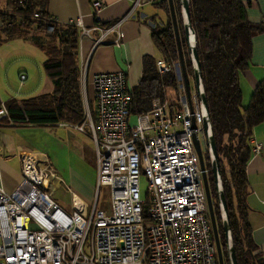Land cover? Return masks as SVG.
I'll use <instances>...</instances> for the list:
<instances>
[{"label": "built area", "instance_id": "obj_1", "mask_svg": "<svg viewBox=\"0 0 264 264\" xmlns=\"http://www.w3.org/2000/svg\"><path fill=\"white\" fill-rule=\"evenodd\" d=\"M161 0H135L138 7ZM25 5L27 0H20ZM95 17L104 7L93 0ZM5 14L14 15L12 8ZM35 12L32 19L39 18ZM21 20V19H20ZM19 20V21H20ZM1 22V21H0ZM47 30L53 32L58 20L48 15ZM2 24V22H1ZM79 28L80 37L94 45L119 43L120 36L108 39L116 26L104 28L97 21L86 27L81 19L69 23ZM119 24H117L118 26ZM184 26V21H183ZM194 37V36H193ZM195 80L198 66L194 57L197 41L188 43ZM163 75L177 78L174 95L155 100L145 112L132 113V89L124 71L94 74L92 83L97 115L88 107L74 127L87 132L97 153V192L110 188L109 212L71 194L72 209L53 197L52 169L42 167L31 154H22V179L11 193L0 186V264H219L217 246L209 214L207 194L193 134L212 152L214 136L211 117L199 86H190V100L180 60L162 57L156 62ZM27 79L20 74L21 84ZM190 84V82H189ZM135 115L136 122L130 119ZM195 123V128L193 127ZM26 124L12 119L4 102L0 103V125ZM86 129V130H85ZM256 141L252 152H259ZM203 150V149H202ZM148 181L142 197L140 178ZM48 181V186L44 187ZM217 194L223 222L221 195L223 183L218 175ZM234 244L230 235L228 253L232 264Z\"/></svg>", "mask_w": 264, "mask_h": 264}, {"label": "trees", "instance_id": "obj_2", "mask_svg": "<svg viewBox=\"0 0 264 264\" xmlns=\"http://www.w3.org/2000/svg\"><path fill=\"white\" fill-rule=\"evenodd\" d=\"M49 0H7L14 15L0 12V44L23 38L38 46L47 56L44 69L54 83L50 94L19 101L12 98L5 105L13 120L26 124H54L59 121L81 122L85 108L80 89L78 65L79 30L71 24H56L47 42L37 35L28 36L30 24L37 22L38 30L48 25ZM191 25L196 34L197 53L200 60L205 95L213 126L224 196L227 202L229 225L237 264H264L252 239L248 223L249 206L246 202V165L252 155L250 138L253 129L264 121V80L258 84L247 107L243 106L240 73L250 64L253 38L264 32V23H253L248 16V5L240 0H189ZM160 5L168 14L163 28H156L154 42L169 61H178L179 50L171 16L169 0ZM180 33L184 29L181 10L174 0ZM180 9V7H179ZM39 12L37 19H32ZM17 16L22 19L19 21ZM187 74L192 72V62L185 40H182ZM157 60L152 56L143 59V74L132 90L131 112L150 110L155 100L164 101L167 91L177 87L173 72L161 75ZM1 103V101H0ZM229 165V174L225 164ZM212 197L216 198L215 213L225 264H231L227 237L218 200L215 179L210 183Z\"/></svg>", "mask_w": 264, "mask_h": 264}, {"label": "crops", "instance_id": "obj_3", "mask_svg": "<svg viewBox=\"0 0 264 264\" xmlns=\"http://www.w3.org/2000/svg\"><path fill=\"white\" fill-rule=\"evenodd\" d=\"M92 1L49 0L47 12L63 25L81 19L86 27H93L97 21L104 28L116 26V29L109 32L108 39L119 35L120 42L117 44L101 43L95 46L91 38L79 36L80 81L94 99L92 83L94 74L124 71L133 90L141 80L144 57L152 56L156 60L162 58V53L154 42L153 33L156 26L160 27L157 24L167 22V12L160 4L149 3L131 13L135 0H101L104 7L99 12V18H96ZM240 1L248 5L251 22L264 23V0ZM160 10L163 11L161 17ZM8 42H21L20 47L25 51L19 55L22 59L25 58V54L28 56L27 52L37 55L35 49L23 38ZM9 46L1 48L0 67L3 65L6 67L7 62L13 57L12 54L14 56L19 54L15 52L13 45ZM44 56L43 66L47 59L45 53ZM26 69L30 73V70ZM22 73L25 72L22 71L20 74ZM25 74L27 81L29 75ZM10 80L11 78L9 82ZM263 80L264 32L254 36L250 64L240 73L244 107L249 105L256 87ZM26 81L20 83L23 86L18 90L17 88L12 90L3 82L0 75V101L5 103L12 98L21 101L50 94L54 90V83L49 76L44 75L35 88L29 89L28 92L24 90ZM74 124L63 120L54 124L0 125V186L9 193L15 190L22 179V154H31L42 167H48L55 173L56 177L51 178L53 197L59 188L65 190L70 197L66 207L72 209L71 194L74 193L89 204H94L97 200L98 207L109 212L110 201L101 203L102 188L97 192V153L94 141L86 131L76 129ZM256 141L262 143V149L256 153L252 152L246 165L248 186L246 202L249 206L248 223L252 229V239L264 261V121L253 129L251 145L253 146Z\"/></svg>", "mask_w": 264, "mask_h": 264}, {"label": "rangeland", "instance_id": "obj_4", "mask_svg": "<svg viewBox=\"0 0 264 264\" xmlns=\"http://www.w3.org/2000/svg\"><path fill=\"white\" fill-rule=\"evenodd\" d=\"M156 4H159V2ZM0 7L2 8L1 9L2 11L6 10L7 8H11L8 5L7 0H0ZM179 7H180V9H179ZM176 8H177V12H178V10L180 11L182 9L181 3L179 6L176 5ZM162 12L163 11L160 10L159 17L163 16ZM17 19L20 20L22 18L17 16ZM167 21H168V14H167ZM165 24L162 23V24H157V25L160 26L159 28H163L165 26ZM1 26H2V24L0 22V27ZM156 28H158V27L156 26ZM181 30H183L181 32V38H182V40H185V42H186L185 30L184 29H181ZM37 34L41 37L43 42H47L50 35L52 34V32H49L47 29L45 31H39L37 22H33L30 24L28 36L37 35ZM26 41H27L26 43L28 45L30 44V46H32L35 49V52L37 53V55H35V53L31 54L30 52H27L28 56H26V54H25V58L22 59L19 57V55L21 54V52L25 53V51L20 47L19 43H21V42H8V43L4 42V43L0 44V51H1V48L3 46L7 47L9 45H13V47H15V49H16L15 52L19 53L15 56H14V54H12L13 57H11L10 60L7 62L6 67H5V65H3V67L2 66L0 67V75L3 78V82H6V84L9 85V89L13 90L14 88H17V90H18L19 88H21V86H23L20 84L21 83L20 73L22 71H24L25 73H27L29 75V79L26 81L27 85H26V87H24V88H26L24 90L26 92H28L29 89L35 88V86L39 83V81L42 79V77L44 75L46 77H48V75H47V73L44 69V66H43V60H44L43 58L45 57L44 53L39 49L38 46L34 45L32 41H30V40H26ZM11 50H12V48H11ZM13 53H14V51H13ZM26 68H28L30 70V73ZM188 75L191 76L192 72H190V74H188ZM9 78H11L10 82H9ZM189 82H190L191 88L192 89L195 88V80L193 77L189 78ZM80 89H81V93L83 95V101L85 103L84 108L88 107L91 111L92 116L94 118H96L97 110H96L95 100L93 98H91L89 90L86 89L85 86H82L81 81H80ZM173 95H174V89H170L167 91V97H169L171 99L173 97ZM130 121L132 124H134L136 122L135 115H132ZM200 139H201V146H202L204 157H205L206 167L208 170L207 175H208V180H209V184H210L212 178H214L213 162H215V160H214V156H213L212 152H210V150L207 148V146H205V141H204L203 135L201 133H200ZM218 165H219V159H218ZM225 167H226L227 173L229 174V165L227 163L225 164ZM218 175H220L221 180H222V175L220 172V165H219ZM222 183H223V181H222ZM140 186H141L142 197L145 198L146 193H147L148 181H147V178L144 174H142V176L140 178ZM54 198L64 208L69 209V207H66V202L70 201V197L65 192V190H63L62 188H59L57 190ZM100 200H101V203H107L110 201V188L109 187H106V186L102 187L101 194H100ZM215 201H217V199L213 198L214 206H215Z\"/></svg>", "mask_w": 264, "mask_h": 264}, {"label": "water", "instance_id": "obj_5", "mask_svg": "<svg viewBox=\"0 0 264 264\" xmlns=\"http://www.w3.org/2000/svg\"><path fill=\"white\" fill-rule=\"evenodd\" d=\"M189 2H190L189 0H180L181 7H182L181 16H182V19L184 21L185 38H186L188 43L190 42V31L196 40V34H195V31L191 25V20H190ZM169 5H170V10H171V16H172V21H173V25H174L176 40H177V44H178L180 65H181L185 84H186L187 91H188V99L190 100V84H189L188 75H187V71H186L185 58H184L182 43H181V33L179 30V26H178V18H177V14H176L174 0H169ZM194 57H195V60H196L197 66H198V71L195 73V81H196V85L199 86V83H200L199 82V76H202V74L200 71V60H199L196 48L194 49ZM202 97H203L205 106L207 108L208 115L210 116L206 95H203ZM193 127L195 128L194 122H193ZM193 139H194L195 147L197 149L199 159H200V165H201V169H202V175H203V180H204L206 194H207V201H208L209 214H210V219H211V224H212V229H213V235H214L215 243L217 246L218 262H219V264H225L223 250H222V244H221V238H220V231L218 228V223H217V218H216V213H215V207H214L211 188H210V184H209V180H208V175H207L208 170H207L206 163H205L204 153L202 150L200 140L197 137L196 133L193 134ZM210 143L212 146V154H213L214 160H215V162H213V174H214L215 182L217 183L218 172H219L218 152H217L216 143H215V140L213 139V137L210 139ZM47 186H48V181H46L44 184V187H47ZM221 201H222L223 213H224V217H225V221L223 222L224 223V230H225V234L227 237V243H228L230 235L232 238V233H231V229H230V225H229V217H228V212H227V202H226L224 194L221 195ZM232 241H233V239H232ZM232 264H237V260H236L234 251H232Z\"/></svg>", "mask_w": 264, "mask_h": 264}, {"label": "bare ground", "instance_id": "obj_6", "mask_svg": "<svg viewBox=\"0 0 264 264\" xmlns=\"http://www.w3.org/2000/svg\"><path fill=\"white\" fill-rule=\"evenodd\" d=\"M191 41H194V37L193 34L191 33Z\"/></svg>", "mask_w": 264, "mask_h": 264}]
</instances>
